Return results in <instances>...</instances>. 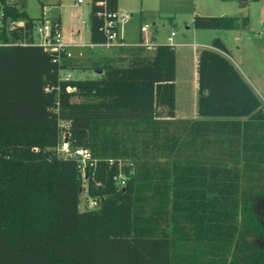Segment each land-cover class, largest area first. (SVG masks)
Masks as SVG:
<instances>
[{"label": "trees", "instance_id": "1", "mask_svg": "<svg viewBox=\"0 0 264 264\" xmlns=\"http://www.w3.org/2000/svg\"><path fill=\"white\" fill-rule=\"evenodd\" d=\"M4 1L30 41L27 0ZM116 10L90 1L91 42ZM143 41L94 60L97 77L68 80L63 71L81 70L73 56L0 48V264H264L263 99L215 37L197 51L199 117L178 118L176 48L148 54ZM64 131L86 164L59 152Z\"/></svg>", "mask_w": 264, "mask_h": 264}, {"label": "rangeland", "instance_id": "2", "mask_svg": "<svg viewBox=\"0 0 264 264\" xmlns=\"http://www.w3.org/2000/svg\"><path fill=\"white\" fill-rule=\"evenodd\" d=\"M27 0L26 11L29 16L52 21L59 18V28L66 41L77 40L78 43L90 44V1L91 0ZM245 2L244 5H242ZM207 13L208 15H230L239 22L248 18V25L235 29H197L193 26L190 13ZM119 14H129L128 20L120 25L125 34L124 43L140 42L142 25H148L145 37L151 47L147 53L152 54L155 45L167 43L174 22L177 24L176 41L193 44L176 46V117L197 118L196 97L197 77L196 53L199 48L210 45L215 37H220L231 51V57L238 69L247 77L255 91L264 100V0H123L118 6ZM175 21H173V20ZM190 26L189 29L186 27ZM67 42V41H66ZM88 58L100 54L118 56L120 51L114 46H99L94 52L83 48ZM81 70H66L74 78H95L97 72L91 67H84L76 61ZM86 66V65H85ZM83 206V205H82ZM259 211L264 215V202L260 201Z\"/></svg>", "mask_w": 264, "mask_h": 264}, {"label": "built area", "instance_id": "3", "mask_svg": "<svg viewBox=\"0 0 264 264\" xmlns=\"http://www.w3.org/2000/svg\"><path fill=\"white\" fill-rule=\"evenodd\" d=\"M78 2H81V0H79ZM128 18L129 14L126 13L121 15L118 13V10L112 12H105L104 31L106 34V39L102 42L90 44L68 43L64 40L63 34L59 28V24L55 19L52 21L45 20L44 18L37 19L31 32L32 39L29 41L26 39V37H24L26 30L25 17H14L10 12H8L6 2L4 0H0V48L2 46H7L14 43L32 44L41 46L45 50L56 52L59 57L62 52H64L67 56H73L72 49L75 47H91L95 45L117 47L126 44L124 43L121 37L120 25L126 20H128ZM15 30L20 32V34L23 35V38H14L13 32ZM147 30V24L141 26V32L144 38V41L141 42V44L145 45L149 49L151 47V44L147 41L146 37L144 36L145 33H147ZM175 36L176 31L172 30L166 40L167 44L172 47L181 45L179 42L176 41ZM192 45L194 47H197L196 43H193ZM71 77L72 75L70 73L64 74L62 76V78L66 80L70 79ZM68 89L73 90V88L71 87H68ZM58 149L59 152L63 153L64 155L76 154L80 157V160L83 162V164H86L87 160L89 159V153L86 150L81 148L72 150L70 148V144L68 142L67 134L65 131L62 133V140ZM110 163H112V161H110ZM119 177L121 179V182L124 183V176L120 175ZM96 205L97 201L95 199H89L88 207L92 208Z\"/></svg>", "mask_w": 264, "mask_h": 264}, {"label": "crops", "instance_id": "4", "mask_svg": "<svg viewBox=\"0 0 264 264\" xmlns=\"http://www.w3.org/2000/svg\"><path fill=\"white\" fill-rule=\"evenodd\" d=\"M122 3L123 4V0H118V6H119V3ZM245 4V2L242 4V5H244ZM195 14H198V13H196V11H193L192 13H190V16H191V19L193 20V16L195 15ZM201 14H204V15H208L207 13H201ZM55 20L57 21V22H60V20H59V18H55ZM173 20V19H172ZM173 21H175V20H173ZM175 26H177V24L174 22V26H173V28H171V30H170V32L175 28ZM187 29H189L190 28V26H187L186 27ZM120 33H121V37H122V39L124 40V38H125V36L126 35H124L125 34V32H124V30H123V28H121V30H120ZM169 34L170 33H168V35H167V37L169 36ZM140 37L142 36V32H140ZM139 37V38H140ZM167 37H166V40H167ZM176 37V36H175ZM66 38V41L68 42V43H78L79 41H77V40H74V41H72V40H69V37L68 36H66L65 37ZM223 41V40H222ZM90 42H91V40H90ZM224 42V41H223ZM91 43H93V42H91ZM181 45L180 46H186V45H192V44H189V43H183V42H179ZM224 44H225V46H226V48H227V50H228V57L234 62V64L236 65V63H235V61L233 60V58L231 57V51L229 50V48H228V46L226 45V43L224 42ZM99 46H101V45H95V46H91V47H89V46H86L87 48H89L90 50H88V52H94V48H96V47H99ZM193 46V45H192ZM209 46H211V44L210 45H205V47H209ZM101 47H103V46H101ZM83 48H85V47H75V48H73L72 49V55H73V57H75V58H77V60L78 61H80V62H82L83 64H84V67L86 68V67H88V66H91V64H92V62L94 61V60H96L97 58H101V57H104V56H107V55H104V54H100L98 57H95V58H91L90 59V57L88 58L87 56H89V55H87L86 53L87 52H85V50L83 49ZM109 56V55H108ZM178 61V60H177ZM196 62H197V53H196ZM86 65V66H85ZM196 66H197V63H196ZM237 66V65H236ZM241 72V71H240ZM242 73V72H241ZM243 74V73H242ZM243 76L247 79V77L243 74ZM197 79V77H196V74H195V80ZM248 80V79H247ZM249 82V81H248ZM251 84V83H250ZM251 86H252V84H251ZM253 87V86H252ZM259 95V94H258ZM264 101V100H263ZM197 102V88H196V97H195V100H194V104ZM197 107V106H196ZM181 118H188L187 116H184V117H181Z\"/></svg>", "mask_w": 264, "mask_h": 264}]
</instances>
